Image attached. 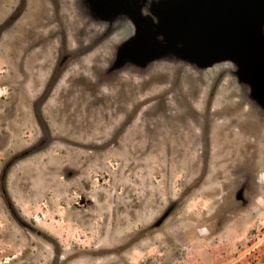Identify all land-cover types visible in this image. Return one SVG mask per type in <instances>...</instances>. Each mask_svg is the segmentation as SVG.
<instances>
[{
    "label": "rangeland",
    "instance_id": "1",
    "mask_svg": "<svg viewBox=\"0 0 264 264\" xmlns=\"http://www.w3.org/2000/svg\"><path fill=\"white\" fill-rule=\"evenodd\" d=\"M133 33L0 0V264H264V100L229 61L112 69Z\"/></svg>",
    "mask_w": 264,
    "mask_h": 264
},
{
    "label": "water",
    "instance_id": "2",
    "mask_svg": "<svg viewBox=\"0 0 264 264\" xmlns=\"http://www.w3.org/2000/svg\"><path fill=\"white\" fill-rule=\"evenodd\" d=\"M86 0L96 19L123 17L134 33L116 47L112 69L163 56L205 69L229 61L237 79L264 100V0Z\"/></svg>",
    "mask_w": 264,
    "mask_h": 264
},
{
    "label": "trees",
    "instance_id": "3",
    "mask_svg": "<svg viewBox=\"0 0 264 264\" xmlns=\"http://www.w3.org/2000/svg\"><path fill=\"white\" fill-rule=\"evenodd\" d=\"M262 255H263V257H264V248H262Z\"/></svg>",
    "mask_w": 264,
    "mask_h": 264
}]
</instances>
